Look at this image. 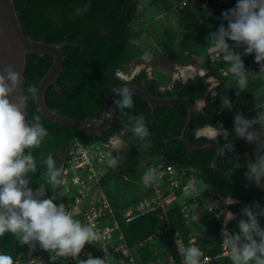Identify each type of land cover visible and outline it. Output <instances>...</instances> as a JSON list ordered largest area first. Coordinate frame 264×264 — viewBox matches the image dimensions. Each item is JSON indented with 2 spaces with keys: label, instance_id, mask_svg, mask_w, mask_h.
I'll use <instances>...</instances> for the list:
<instances>
[{
  "label": "trees",
  "instance_id": "trees-1",
  "mask_svg": "<svg viewBox=\"0 0 264 264\" xmlns=\"http://www.w3.org/2000/svg\"><path fill=\"white\" fill-rule=\"evenodd\" d=\"M146 1V11L150 13L152 21L157 15H170L174 4L181 0ZM228 2L236 5L238 0ZM139 3L140 0H14L21 28L26 36L48 43H67L62 48L64 61L56 84L49 85L44 94L45 104L52 111L79 120H99L105 96L111 88L126 84L136 85L154 97L176 96L189 101L193 114L185 136L190 145L201 147L215 144L221 148L231 142L232 150H225L223 156H219L217 149L213 147L190 150L180 139L187 119L184 104L175 102L169 105H153L151 108L145 100L133 95L134 107L125 111L145 117L152 146L145 151H139L140 142L134 140L130 132L123 135L122 139L127 146L118 157L121 163L110 170L101 182L108 186L107 197L114 208L126 244L133 249L142 264H149L162 256L178 259L179 253L189 246L191 236H195V247L203 255L212 258L209 264H231L229 256L214 258L221 250L222 233L227 231L230 234H240L238 222L247 220L243 214L246 207H251L254 212L264 210L263 191L255 180H249L245 175L249 171L248 163H254L257 158L255 142L249 143L234 132V117L237 114L249 120L256 118V112L251 110L250 97L259 94L264 99V78L259 76L260 65H257L256 73L247 72V87L240 91L236 78L227 72V62L222 58L213 63L208 60V55L214 51L209 41L210 33L218 31L221 24L227 27L228 23L222 15L225 8L221 6L210 13L186 11L187 17L177 20L182 21L184 27L174 47L169 45L170 38H176L173 29L168 26L160 31L167 35L168 39L163 45L169 46L166 53L171 62H196L206 70L204 74H196L182 82L173 80L168 73L154 70L149 76L145 69H141L129 81L124 80L118 73L130 74L131 63L144 59L145 55V50L133 42L140 37V32L134 30L137 26ZM190 23L193 25L190 26ZM226 42L234 53L240 54L246 69L251 57V54H244L246 46L237 47L231 40ZM51 63L50 55L28 54L24 88L33 83L37 86ZM210 75L217 81L212 91H209L212 85L208 81ZM225 96L231 102L230 109L222 106L221 98ZM116 99L119 97L115 96L113 101ZM199 99L206 102L201 112L196 111L194 105ZM112 106L115 115L110 127L99 135H92L49 121L36 110L34 99L29 102L26 118L31 120L33 114H39L41 123L49 132L41 146L32 151L38 169L37 173L29 174L28 177L29 187L33 192L39 187V183L44 182L40 179V173L45 171V167L40 164V160L48 153H52L57 165L62 166L73 140L83 144L95 141L108 143L111 137L123 133L126 118L120 116L114 103ZM206 124L213 127L222 124L228 132L227 138L221 135L216 141L196 139L194 131ZM260 127V124H254L250 130L256 131ZM165 139L167 143L164 142ZM160 161L172 164L184 180L189 174L195 173L198 182H202L208 192L216 194L222 200H236L237 202L226 207L234 213V218L222 226L220 220L206 213L198 221L187 222L181 207L173 205L165 213L158 209L125 222L121 217V210L146 196L147 192L142 183L145 170ZM213 162L215 166L212 165ZM234 164L239 167L234 168ZM53 196V203L58 206L63 201L60 186L55 192L46 188L42 199ZM256 204L260 205L259 209L255 207ZM257 220L263 229L264 215L257 216ZM166 225L169 228L162 231ZM29 247L27 244L20 245L10 233L0 237V253L11 255L14 264L19 254L27 251Z\"/></svg>",
  "mask_w": 264,
  "mask_h": 264
},
{
  "label": "clouds",
  "instance_id": "clouds-1",
  "mask_svg": "<svg viewBox=\"0 0 264 264\" xmlns=\"http://www.w3.org/2000/svg\"><path fill=\"white\" fill-rule=\"evenodd\" d=\"M227 20V27L220 25L218 31L210 33L209 41L214 50L222 56L229 67L227 72L237 80V88L243 91L247 87L248 73L240 54L234 53L226 42L231 40L236 46L245 47V55L255 53V62L260 65V73H264V0H238L236 6L222 13ZM24 81L20 74L13 70V65H8L0 74V237L10 233L20 245H29L34 248L35 242L39 247L48 252H54L56 256L78 257L86 244H93L102 239L100 233L95 231V226L82 225L79 220L66 210L63 203H53L52 198H43L46 188L53 192L63 182V167L58 166L52 153H48L40 160L45 171L40 173L39 187L35 192L29 187V174L37 173V161L32 151L39 148L49 136L48 130L41 123V116L33 114L28 120L26 109L31 100L36 98L38 88L33 83L22 90V94L10 101ZM113 91L119 97L113 101L118 107L121 117L126 118V125L121 135L113 136L105 144L107 152V164L109 167H117L121 161L112 155L113 151H119L127 146L122 136L131 133L134 140L139 141V151H145L152 146L151 133L147 127L143 115H131L125 109L134 107L133 92L125 85L115 88ZM239 95V91L237 92ZM222 106L231 108L230 100L222 97ZM195 110L201 112L206 102L202 99L195 101ZM115 112L106 114L111 118ZM98 121L97 124H101ZM254 124H260L264 129V114H258L257 118L249 120L237 114L234 117V132L239 138L247 142H256L258 153L264 152V141L260 140V133L252 131ZM196 139L205 138L216 141L218 136H228L223 125L213 127L204 125L194 131ZM167 143V140L164 141ZM27 150V154H25ZM225 150L231 151L232 144L228 142L222 146L217 154L223 156ZM233 167H239L234 164ZM249 171L245 174L249 180H255L260 186L264 180V154H258L254 163H248ZM146 184L158 183L160 176L155 167H149L144 173ZM228 200L227 203H231ZM260 208L259 204L255 205ZM243 214L247 220L238 222L240 234L222 233L223 245L231 264H264V229L257 220V216L264 215V210L252 211L246 207ZM226 219H233L232 213H226ZM193 219H198L194 216ZM254 237H259V241ZM243 239V243L241 242ZM202 251L195 246H188L183 250L184 264H201ZM0 264H14L11 255L0 253ZM80 264H107L105 259L93 258L91 255L86 260H80Z\"/></svg>",
  "mask_w": 264,
  "mask_h": 264
},
{
  "label": "built area",
  "instance_id": "built-area-1",
  "mask_svg": "<svg viewBox=\"0 0 264 264\" xmlns=\"http://www.w3.org/2000/svg\"><path fill=\"white\" fill-rule=\"evenodd\" d=\"M221 1L223 0H181L174 4L170 14L179 16V13H185L188 10L210 13L220 6H224L227 12L235 7L229 2L220 4ZM221 58L222 56L215 50L208 55L211 63ZM257 65L251 56L245 69L246 72L256 73ZM222 74L225 73L222 72ZM259 76L264 78V73L259 71ZM249 100L252 104L251 110L256 112V118L258 114H264V99L259 94L253 95ZM239 112L242 113L240 110ZM256 132L260 133L259 138L264 141V129L257 128ZM105 144L107 143L99 141L83 144L78 140H73L68 149L67 159L61 166L63 167V182L60 185V195L63 198L61 203L65 205L66 210L82 225H94L95 231L101 234L102 239L93 244H86L79 256L75 258L58 257L54 252L41 249L39 243L35 242L36 246L33 249L29 248L19 254L16 264H80V260H86L89 255L93 258L105 259L107 264H142L133 249L127 246L114 208L107 197L108 186L101 183L108 172L114 169L107 164L109 149L105 148ZM255 148L257 155L264 154V152L258 153L256 142ZM112 155L117 157V151H113ZM150 167L157 169V174L160 176L159 182L146 184L145 177L143 178L142 183L147 194L128 208L121 210V217L125 222L158 209H162L165 213L168 207L174 205L173 201L177 198L176 192L178 191L188 195L185 203L181 205V212L185 217H187L186 212L203 207L204 214H210L220 220L222 226L228 221L225 215L230 213L226 208L230 204L227 203L228 200H222L224 205L219 206L217 204V200L221 199L219 196L208 192L205 185L203 189L197 187L198 180L195 173L189 174L184 180L178 170L165 161H160ZM260 188L264 194V180L261 181ZM168 228L169 226L166 225L162 231ZM254 238L259 241V237ZM222 240L221 250L214 258L228 256ZM241 242H244L243 239ZM194 243L195 236H191L188 244L195 246ZM200 260L201 264H209L212 258L203 255ZM149 264H184L183 252L179 253L178 259L173 256H162Z\"/></svg>",
  "mask_w": 264,
  "mask_h": 264
},
{
  "label": "water",
  "instance_id": "water-1",
  "mask_svg": "<svg viewBox=\"0 0 264 264\" xmlns=\"http://www.w3.org/2000/svg\"><path fill=\"white\" fill-rule=\"evenodd\" d=\"M66 44V42L60 44L48 43L42 40H33L30 37L26 36L23 33L20 25L18 13L14 5V0H0V74H3V69L5 67H7L8 65H13V70L18 72L20 74L21 79L24 81L27 55H50L52 57L51 66L37 85L38 92L36 98H34V105L36 107V110L39 112L40 115H42L44 118L48 119L53 123L71 126L87 134L99 135L102 131L108 129L111 125V122L113 121V116L111 118L106 117L107 113L113 111V99L115 98V96H117L113 89L120 88L125 85L113 87L106 94L103 104L102 115L99 120L93 118H85L79 120L68 116L60 115L52 111L45 104L44 94L49 85L56 84V79L62 70L64 61V54L62 52V48ZM140 44L142 43L140 42ZM139 70L141 69L134 71L133 74H131V77L135 75ZM196 74H204V71L197 69L196 72L191 73L189 77H192ZM189 77H183L182 79L173 77L172 79H177L181 80L182 82H186ZM208 81L211 82L210 79H208ZM126 85L130 88L134 95L145 100L151 108L153 107V105H169L175 102L182 103L186 106L187 119L180 135V139L188 149L199 150L205 149L207 147L216 148L217 151L220 149L215 144L197 147L188 143L185 135L192 121L193 107L186 98H180L176 96L165 98L154 97L143 89L137 87L136 85ZM23 89L24 83L20 85L17 92L13 96L9 97L10 101H14L16 96L21 95ZM98 121H102V123L97 124ZM212 165L215 166V162H213ZM233 202L237 201L233 199ZM217 204L219 206L224 205L222 199H218ZM29 248L33 249L32 247Z\"/></svg>",
  "mask_w": 264,
  "mask_h": 264
},
{
  "label": "rangeland",
  "instance_id": "rangeland-1",
  "mask_svg": "<svg viewBox=\"0 0 264 264\" xmlns=\"http://www.w3.org/2000/svg\"><path fill=\"white\" fill-rule=\"evenodd\" d=\"M146 0H140V3L138 5V13H137V21H136V28L135 31L140 32V37L136 40H133L134 44L137 45L139 48H142L145 53V57L142 60H137L133 63H131V72L128 75H124L121 73L120 75L129 78L131 74H133L134 71L138 69H145L147 73L151 74L152 71H160L163 73H168L171 75V77H177L179 79H182L184 76L182 75V70L186 67H191L193 69V72H196L197 69L203 70L206 72L204 68H201L198 63L196 62H189V63H179V62H171L167 58V48L169 47L167 45H163L164 41L167 38V35L161 34L160 31L170 26V28L173 29V32L176 34V38H170L169 45L171 47H174V43L176 42L177 37H180V33L182 32V29L184 27V23L182 21H177L179 18H183L184 16L187 17V14L185 15L184 12L179 13V16H171L164 14L157 15L151 20L150 13L148 12L147 6H146ZM228 2V0L221 1L220 4ZM236 6V5H235ZM218 8V6H216ZM221 7V6H220ZM177 22V23H176ZM190 26L193 24H189ZM170 37V36H169ZM140 42L142 44H140ZM251 56L255 59V53H251ZM192 72V73H193ZM204 72V73H205ZM123 74V75H122ZM191 73L187 74V77H189ZM211 76V75H210ZM208 79L211 80L212 85L209 91L213 90V87L215 86L216 79L214 76L209 77ZM213 86V87H212ZM118 155H120V150L117 151ZM118 158V157H117ZM199 187H204L202 182H198ZM201 212L203 211V207L198 208ZM204 212V211H203Z\"/></svg>",
  "mask_w": 264,
  "mask_h": 264
},
{
  "label": "crops",
  "instance_id": "crops-1",
  "mask_svg": "<svg viewBox=\"0 0 264 264\" xmlns=\"http://www.w3.org/2000/svg\"><path fill=\"white\" fill-rule=\"evenodd\" d=\"M205 72V71H204ZM209 77H212V75L211 76H209ZM215 85H216V83H215ZM213 87V86H212ZM197 185V187L199 188V189H203L204 187H199V184L197 183L196 184ZM145 189V188H144ZM176 194H177V198L173 201V203H174V205H179L180 207H181V205L182 204H184L185 203V201L187 200V198H188V195L187 194H185V193H181V192H176ZM226 200H231L232 201V203H234L233 202V199H226ZM231 204V203H230ZM228 210V209H227ZM204 211V210H203ZM202 210H201V212H200V210L198 209V208H195V209H193V210H191V211H188V212H186V215H187V222H194V221H198L199 220V218L201 217V216H203L204 215V212H203ZM228 212H230V213H232L233 215H234V213L233 212H231L230 210H228ZM194 216H196V217H198V219H193V217ZM235 216V215H234Z\"/></svg>",
  "mask_w": 264,
  "mask_h": 264
},
{
  "label": "bare ground",
  "instance_id": "bare-ground-1",
  "mask_svg": "<svg viewBox=\"0 0 264 264\" xmlns=\"http://www.w3.org/2000/svg\"><path fill=\"white\" fill-rule=\"evenodd\" d=\"M181 72L184 77H187V74L192 73L193 69L191 67H186Z\"/></svg>",
  "mask_w": 264,
  "mask_h": 264
},
{
  "label": "flooded vegetation",
  "instance_id": "flooded-vegetation-1",
  "mask_svg": "<svg viewBox=\"0 0 264 264\" xmlns=\"http://www.w3.org/2000/svg\"><path fill=\"white\" fill-rule=\"evenodd\" d=\"M138 38H139V37H138ZM136 39H137V38H136ZM136 39H135V40H136ZM144 57H145V55H144ZM139 71H140V70H139ZM139 71H138V72H139ZM138 72H137V73H138ZM121 73H122V72H119L118 75H119L121 78H123L124 80H128V81L134 76V75H133V76L131 77V75H130L129 78H125V77H123V76L120 75ZM122 75H123V74H122ZM148 75H149V74H148ZM149 76H151V74H150ZM212 76H213V75H212ZM189 78H190V77H189ZM122 150H123V148L120 149V155H117V157H119V156L122 155Z\"/></svg>",
  "mask_w": 264,
  "mask_h": 264
}]
</instances>
